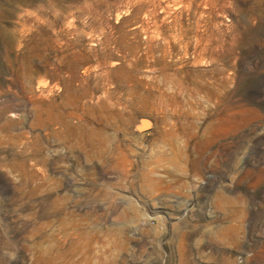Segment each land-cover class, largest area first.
<instances>
[{"label":"rangeland","instance_id":"374dc122","mask_svg":"<svg viewBox=\"0 0 264 264\" xmlns=\"http://www.w3.org/2000/svg\"><path fill=\"white\" fill-rule=\"evenodd\" d=\"M0 264H264V0H0Z\"/></svg>","mask_w":264,"mask_h":264},{"label":"bare ground","instance_id":"6f19581e","mask_svg":"<svg viewBox=\"0 0 264 264\" xmlns=\"http://www.w3.org/2000/svg\"><path fill=\"white\" fill-rule=\"evenodd\" d=\"M214 1V0H213ZM197 37L199 38V40L201 39L200 37V35H197ZM197 38V39H198ZM179 42H180V44H183L184 43V35H181L180 37H179ZM150 44V43H149ZM188 44V43H187ZM186 44V46H188ZM151 126V121H149L148 119H143L142 120V122H141V125H140V128L141 129H146V128H149Z\"/></svg>","mask_w":264,"mask_h":264},{"label":"water","instance_id":"95a60500","mask_svg":"<svg viewBox=\"0 0 264 264\" xmlns=\"http://www.w3.org/2000/svg\"><path fill=\"white\" fill-rule=\"evenodd\" d=\"M138 130H139L140 132H144V131L148 130V128H146V129H141V128H140V125H139V126H138Z\"/></svg>","mask_w":264,"mask_h":264}]
</instances>
